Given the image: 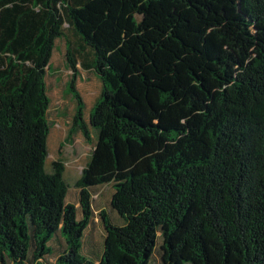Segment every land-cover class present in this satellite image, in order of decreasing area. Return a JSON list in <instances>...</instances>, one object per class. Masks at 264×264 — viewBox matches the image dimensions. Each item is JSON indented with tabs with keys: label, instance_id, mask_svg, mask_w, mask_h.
Segmentation results:
<instances>
[{
	"label": "trees",
	"instance_id": "trees-1",
	"mask_svg": "<svg viewBox=\"0 0 264 264\" xmlns=\"http://www.w3.org/2000/svg\"><path fill=\"white\" fill-rule=\"evenodd\" d=\"M65 25L102 82L79 208L64 163L47 167ZM75 73L66 142L91 137ZM108 183L121 222L100 211L93 260L83 241ZM57 235L58 264H264V0H0V264H41Z\"/></svg>",
	"mask_w": 264,
	"mask_h": 264
},
{
	"label": "rangeland",
	"instance_id": "rangeland-1",
	"mask_svg": "<svg viewBox=\"0 0 264 264\" xmlns=\"http://www.w3.org/2000/svg\"><path fill=\"white\" fill-rule=\"evenodd\" d=\"M71 39L73 38L71 37ZM65 40L66 39L57 41L51 58L52 69L48 72L46 79L51 101L48 114L51 125L48 139L49 156L47 167L50 169L52 162L55 160H60L64 163V177L69 185L67 201L76 204L78 199V189L75 184L80 178L83 168L86 166V162L89 161L93 145L96 142V130L90 124V115L94 104L100 96L102 82L97 78L93 71L81 69L79 65H76L74 70L71 68L65 69ZM85 51L87 50H84V53ZM77 58L79 60L82 59L80 55ZM74 72H76V88L84 101V120L89 125L91 137L87 140L82 132H78L70 141L66 142L65 138L72 125L76 105L71 96L70 90L68 88L66 89V83ZM113 192L114 190L111 184L100 186L98 194L93 198L94 206L97 211L100 208L109 211V200ZM110 214L112 216L116 215L111 212ZM97 218L98 221L94 220L91 227L87 229L85 240H94L97 245L101 246L104 240L105 231L101 224L100 216L97 215ZM114 218H116L114 222H121V218L118 214Z\"/></svg>",
	"mask_w": 264,
	"mask_h": 264
},
{
	"label": "crops",
	"instance_id": "crops-1",
	"mask_svg": "<svg viewBox=\"0 0 264 264\" xmlns=\"http://www.w3.org/2000/svg\"><path fill=\"white\" fill-rule=\"evenodd\" d=\"M64 35H65V36H63L61 39H58V40L66 39L65 41H67V39H68L70 42L73 43V48H72V50H73V52L76 54V55H75L76 58H77L79 55L82 57L81 60H79V59L77 58V62H76V64H75V68H76V65H77V66L79 65V66L81 67V69L91 70V71H93V72L95 73L94 69L91 67V62H92V58H93V56H92V51H91L89 48H86V49H84V48H80V47H81V46H79L80 43H79V44L76 43V42H79V40H80L79 36L77 35V33H76L72 28L68 27L67 25H65V33H64ZM71 37H72L73 39H71ZM58 40H57V41H58ZM56 44H57V42H56ZM84 50H87V51H85V53H84ZM53 52H54V51H53ZM65 53H66V52H65ZM52 56H53V55H52ZM64 67H65V69H70V68L67 66L66 56H65ZM95 75H96V73H95ZM96 76H97V75H96ZM97 78H98V76H97ZM86 164H87V162H86ZM64 175H65V171H64ZM64 179H65V177H64ZM108 184H111V183H108ZM104 185H105V184H104ZM100 186H102V185L96 186V187L94 188V196H95L96 194H98L99 189H100ZM77 189H78V188H77ZM68 193H69V192H68ZM94 196H93V198H94ZM67 197H68V196H67ZM111 197H112V194H111ZM111 197H110V200H109V214H110V212H111L112 214L115 213V214H116L115 216H117L116 211H114V210L111 208V206H110ZM93 200H94V199H93ZM67 202H68V201H67ZM74 205H75L77 208H79V206H80V203H79V191H78V199H77V203H76V204L74 203ZM93 206H94V201H93ZM102 210H106V209H101V208H100V209L97 211V210L95 209V206H94L95 216H94V219L92 220V222L90 223V225L88 226V228L91 227V225H92V223H93L94 220H95V221H98L97 215L100 216L99 214H100V211H102ZM98 212H99V213H98ZM110 215H111V214H110ZM79 216H80V215H79ZM111 216H112V215H111ZM115 216H112V217L114 218ZM114 219L116 220V218H114ZM100 220H101V224L103 225V221H102L101 218H100ZM103 227H104V226H103ZM88 228H87V229H88ZM87 229H86V231H87ZM85 236H86V232H85ZM85 236H84V241H83V254L86 255L87 257L93 259V260H98V259L102 256V252H103V243H102L101 246H99V245H97V244L95 243L94 240L89 239V240L86 241V240H85ZM103 241H104V240H103ZM50 246H51V248H52L51 254H50L49 256H46L45 258L41 259V260H40L41 264H58V257H59V255H60L61 251L65 249L66 243H65V241H64V239L62 238L61 235H57V236H55V237L51 240V242H50Z\"/></svg>",
	"mask_w": 264,
	"mask_h": 264
}]
</instances>
